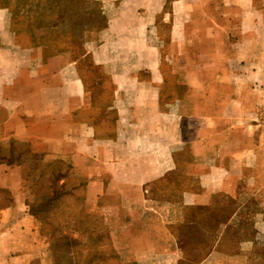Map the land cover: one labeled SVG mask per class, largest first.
<instances>
[{
    "label": "crops",
    "instance_id": "1",
    "mask_svg": "<svg viewBox=\"0 0 264 264\" xmlns=\"http://www.w3.org/2000/svg\"><path fill=\"white\" fill-rule=\"evenodd\" d=\"M162 20L152 32L108 17L52 53L19 43L0 9V264H106L108 245L116 264H257L264 0H175ZM54 163L71 171L59 183L68 204H81L53 226L71 230L79 214L96 229L64 251L31 212L51 181L33 166Z\"/></svg>",
    "mask_w": 264,
    "mask_h": 264
},
{
    "label": "trees",
    "instance_id": "2",
    "mask_svg": "<svg viewBox=\"0 0 264 264\" xmlns=\"http://www.w3.org/2000/svg\"><path fill=\"white\" fill-rule=\"evenodd\" d=\"M13 2L15 0H0V4L3 5L0 9H7L12 14L13 26L14 21L17 18H21L29 23L31 27L36 24L34 26L35 30L47 29L49 31L48 36H36L34 29L29 28L35 45L42 44L52 48L61 39L72 44H83L85 32L99 31L107 25L108 21V15L98 0H18L19 10H15L14 13L9 8V5ZM15 31L18 32L17 30ZM93 69H95L93 70L94 72L99 71V68ZM37 168L42 174H51L49 184L52 191L44 194L43 201L40 204L32 205L31 212L37 220L43 223V232L49 236L51 235L54 242H70L64 241L61 237L55 238L59 228L53 226L55 220H50L49 214H53V216L56 214L57 217L62 215L63 211H61L60 204L63 203L70 191L66 189L65 184L60 185L59 183L62 179L69 177L71 171L69 167L62 163L48 164L41 170H39V166H33V169L37 170ZM74 183L75 186L73 185L72 188L75 191L84 186V182ZM74 217L77 223L74 222V225L70 228L72 231L80 235L87 232L89 234L96 232L94 228L89 229L83 226L84 220L89 221L88 219L83 218L82 215L79 216V214H75ZM65 221L67 224L64 223V225L66 224L68 227L69 221L67 219ZM48 225L52 231L45 232L44 229ZM191 230L192 233H198V230ZM102 233L103 235L101 236H104L105 231ZM259 242H264V238ZM62 245L68 249L69 244H61L60 246Z\"/></svg>",
    "mask_w": 264,
    "mask_h": 264
},
{
    "label": "rangeland",
    "instance_id": "3",
    "mask_svg": "<svg viewBox=\"0 0 264 264\" xmlns=\"http://www.w3.org/2000/svg\"><path fill=\"white\" fill-rule=\"evenodd\" d=\"M129 2H127V4L123 5V9L122 10H117V6L113 5V4H102L103 8L105 11H107V15L108 17H118L120 15V17L125 21H127L128 23H126L127 25H130L129 23L131 22V20L133 19V17L138 16L140 21H139V26H141L143 28V30H145L146 28H149V31H155L154 28V19L156 17V24L158 27H163L164 26V22H163V15L168 14L169 12H171L173 10V3L175 2V0H128ZM18 0H15V2L11 3L9 6V8L12 10V12L14 13L15 10H19V5L17 4ZM3 6L2 4H0V7ZM134 21V20H133ZM29 23L25 22L23 19L21 18H17L14 21V26L13 29L18 31V41L19 43H22L25 46H33L35 45V43L32 41V37H31V33L29 31V28L34 29V34H38L39 36H48L49 31L47 29H40V30H35L36 28L34 27L36 24H34L33 27L30 26ZM141 28V29H142ZM125 30V31H124ZM123 31L125 32V40H130L131 37L130 35L128 36V31L126 29H124ZM152 32L150 34H152ZM61 39V38H60ZM83 39V37H82ZM153 39V38H152ZM58 43L54 45V47L51 48V52L52 53H56L57 51H62L63 49L67 48L68 46V42L64 41V39H61L60 41H57ZM125 72H129V71H135V70H124ZM148 71V70H147ZM155 73H157L159 79H161L162 77L164 78V80H176L178 76L172 75L169 71V69H160L158 70H154ZM147 75V74H146ZM176 77V78H175ZM162 78V79H163ZM39 190L42 193H49L51 192V187L49 184H47V182L43 183L42 185L39 186ZM65 201H63V203L60 204L61 208H67V206H71L74 205L76 207L79 206V204H81V202H74V203H70L68 204V201L66 199H64ZM49 219L51 220H55L57 222H60L61 224H64L66 221V217L59 215L58 217L53 216V214H49ZM63 228V227H62ZM45 232H50L52 231L51 227L48 225L45 227ZM58 233L55 234V238H63L64 241H70V242H56V243H60L61 244H71L73 242H85L87 239V236H82L78 235V234H74L73 231L68 230L67 228H63V229H59L57 230ZM104 238H108V234L104 233ZM232 243V242H231ZM261 246H259L255 251V254L253 255V259H255V256L257 254H259L258 256H256V260L255 262L257 264H264V242H260ZM69 248V247H68ZM59 249H61L62 251L67 250V248L65 246H61L59 247ZM73 249V248H72ZM71 249V250H72ZM233 249L236 248H232L230 246H225L223 247V250L229 252L232 251ZM105 260H107L106 264H116V260L114 257V253L111 250L110 246L108 245L107 249H106V254H105ZM260 260V261H259ZM254 261V260H253ZM251 262V263H250ZM249 262V264H253L252 259ZM236 264H247V260L246 258H241L240 261H235ZM222 264H229L226 260H224L222 262Z\"/></svg>",
    "mask_w": 264,
    "mask_h": 264
}]
</instances>
